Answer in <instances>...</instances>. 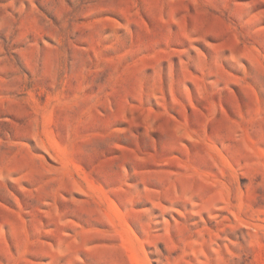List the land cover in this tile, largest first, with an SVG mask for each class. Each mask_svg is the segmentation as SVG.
<instances>
[{
	"label": "rangeland",
	"instance_id": "374dc122",
	"mask_svg": "<svg viewBox=\"0 0 264 264\" xmlns=\"http://www.w3.org/2000/svg\"><path fill=\"white\" fill-rule=\"evenodd\" d=\"M0 264H264V0H0Z\"/></svg>",
	"mask_w": 264,
	"mask_h": 264
}]
</instances>
